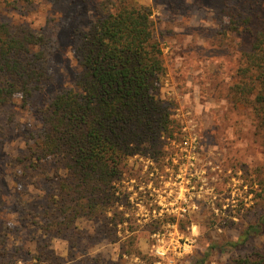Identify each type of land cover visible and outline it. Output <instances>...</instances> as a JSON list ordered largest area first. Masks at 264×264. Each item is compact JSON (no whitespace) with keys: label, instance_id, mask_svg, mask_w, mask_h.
Masks as SVG:
<instances>
[{"label":"rangeland","instance_id":"374dc122","mask_svg":"<svg viewBox=\"0 0 264 264\" xmlns=\"http://www.w3.org/2000/svg\"><path fill=\"white\" fill-rule=\"evenodd\" d=\"M136 1L152 10L166 67L156 93L171 103L179 135L160 155L128 160L115 186L120 202L115 209L124 223L113 228L112 209L109 226L79 217L72 230L61 233L55 226L48 230L62 216L46 210L45 191L33 182L43 172L30 168L31 177L14 159L29 152L24 130L40 126L35 109L72 87L82 70L72 33L95 21L92 7L99 0L0 5L3 19L44 32L52 44L42 91L25 105L17 95L0 111V264H196L202 259L234 264L253 246L264 248V236L244 250L208 248L237 239L264 212V147L254 134L257 121L249 106L229 96L264 17V0ZM228 4L242 13L237 26ZM249 17L252 23L246 24ZM186 138L192 146L184 144Z\"/></svg>","mask_w":264,"mask_h":264},{"label":"trees","instance_id":"16d2710c","mask_svg":"<svg viewBox=\"0 0 264 264\" xmlns=\"http://www.w3.org/2000/svg\"><path fill=\"white\" fill-rule=\"evenodd\" d=\"M3 3L9 0H0ZM92 8L95 21L72 33L82 70L72 87L35 109L40 126L24 130L29 152L14 159L28 170L43 172L33 182L45 191L46 210L62 216L47 227L55 226L60 233L72 230L79 217L100 219L109 226L112 209L113 228L124 223L122 212L115 209L120 204L115 186L125 176L128 160L136 154L160 155L179 135L171 103L156 93L166 67L151 8L136 0H99ZM230 11L232 26H237L242 13L234 6ZM251 23L249 17L246 24ZM51 46L44 32L0 15V111L17 95L25 105L42 91ZM243 57L245 65L229 96L251 108L257 121L254 134L264 147V17L252 49ZM262 236L264 212L237 239L212 242L208 248L244 250ZM41 252L38 257L43 260L47 254ZM203 263L204 259L196 264ZM234 264H264V248L253 246L236 256Z\"/></svg>","mask_w":264,"mask_h":264},{"label":"built area","instance_id":"2783aa9c","mask_svg":"<svg viewBox=\"0 0 264 264\" xmlns=\"http://www.w3.org/2000/svg\"><path fill=\"white\" fill-rule=\"evenodd\" d=\"M184 128H185V127H184ZM192 142H193V140H191V139H189V138H186V139L184 140V144L187 145V146H192Z\"/></svg>","mask_w":264,"mask_h":264}]
</instances>
